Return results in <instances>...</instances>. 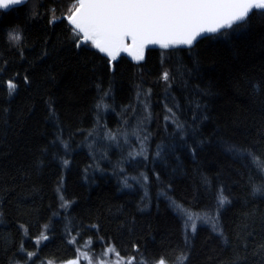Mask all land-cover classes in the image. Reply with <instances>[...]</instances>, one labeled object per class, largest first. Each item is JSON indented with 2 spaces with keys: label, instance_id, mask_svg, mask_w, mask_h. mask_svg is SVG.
I'll list each match as a JSON object with an SVG mask.
<instances>
[{
  "label": "trees",
  "instance_id": "16d2710c",
  "mask_svg": "<svg viewBox=\"0 0 264 264\" xmlns=\"http://www.w3.org/2000/svg\"><path fill=\"white\" fill-rule=\"evenodd\" d=\"M70 6L0 11V264L110 245L145 264H264V172L246 155L264 160V15L111 66L50 23ZM174 206L216 227L185 233Z\"/></svg>",
  "mask_w": 264,
  "mask_h": 264
},
{
  "label": "snow or ice",
  "instance_id": "6c2138e0",
  "mask_svg": "<svg viewBox=\"0 0 264 264\" xmlns=\"http://www.w3.org/2000/svg\"><path fill=\"white\" fill-rule=\"evenodd\" d=\"M26 2L27 0H0V11L7 12ZM68 3L71 6L61 17H57L53 9L50 23L57 19H66L77 47L89 44L106 56L109 63L121 52L129 48L140 49L146 43L156 44L163 41L162 47L165 49L170 45L191 47L205 36L247 23L253 14L264 15V0H68ZM21 39L19 32L9 34V40L14 44H18ZM127 40L131 43H126ZM168 78V73L165 72L163 79L167 81ZM16 88L14 82L7 83L9 95H12ZM246 155L264 172V160L252 153ZM254 191L259 192L261 188H255ZM227 202L228 198L221 194L219 204L223 206ZM66 204L67 202L65 206ZM188 219L192 221L191 228L195 232L197 225L194 217L189 215ZM47 239L48 237L42 234L37 243ZM69 243H76L75 238ZM86 245L90 251L91 240L87 241ZM80 254L81 249L78 248L76 258L67 260L65 264H77ZM109 254L119 257V252L110 245L94 264H111V261L105 259ZM34 255L33 252L28 253L29 258ZM84 255H88V251L84 252ZM186 259V256L178 258V264H184ZM48 264H53V261H48ZM125 264L145 262L132 257L125 260ZM156 264L167 262L160 258Z\"/></svg>",
  "mask_w": 264,
  "mask_h": 264
},
{
  "label": "rangeland",
  "instance_id": "374dc122",
  "mask_svg": "<svg viewBox=\"0 0 264 264\" xmlns=\"http://www.w3.org/2000/svg\"><path fill=\"white\" fill-rule=\"evenodd\" d=\"M35 1L36 0H28L27 6H32ZM81 46L92 48L89 44H81ZM93 49L95 50V48H93ZM160 50H162V49H160ZM106 59L108 60V58H106ZM114 63H115V61L112 60L111 63H109V64L112 66ZM125 144H126V142H125ZM139 180H140V182H138V184L140 185V187H143L145 182H146L144 177L142 176ZM174 210L183 220V226H184L185 233L193 232L192 228H191L192 221H190L188 219L189 215H192L194 217L196 225H208L211 228L216 227L214 217H207V216H203V215H199V214L198 215L192 214L190 212L182 210L181 208H179L177 206H174ZM99 257L100 256H92L91 254L84 255V251H81L80 260L77 262V264H94L95 260L98 259ZM105 259L111 261V264H125V260H120V259H118V257H116L115 255H112V254H109V256L106 257ZM44 264H48V263H44ZM61 264H65V263H61Z\"/></svg>",
  "mask_w": 264,
  "mask_h": 264
},
{
  "label": "water",
  "instance_id": "95a60500",
  "mask_svg": "<svg viewBox=\"0 0 264 264\" xmlns=\"http://www.w3.org/2000/svg\"><path fill=\"white\" fill-rule=\"evenodd\" d=\"M28 1V0H27ZM20 6H22V5H18V6H14L12 9H14V8H18V7H20ZM11 9V10H12ZM8 11H10V10H8ZM1 12H4V11H1ZM208 36H211V35H208ZM208 36H205V37H208ZM205 37H203V38H205ZM202 39V38H201ZM200 40V39H199ZM197 42V41H196ZM195 42V43H196ZM126 43H128V44H130L131 43V41L130 40H127L126 41ZM164 42L163 41H161L160 43H156V44H148V43H146V44H144L143 45V47L142 48H140V49H136V48H129L127 51H124V52H121L120 54H118L117 55V58L116 59H114V61L116 62V61H118L119 60V58H125L126 60H128L129 62H131V63H133V64H139V63H141V62H143L144 61V59H145V54H146V52L148 51V50H151V49H164V50H171V49H175V48H181V49H189V48H191V47H188V46H184V45H178V46H172V45H170L169 46V48L168 49H165V48H163L162 47V44H163ZM96 51H97V49H95ZM100 53V52H99ZM102 54V53H101ZM102 56L103 57H105V58H107L106 56H104L103 54H102ZM138 57H142V58H138Z\"/></svg>",
  "mask_w": 264,
  "mask_h": 264
}]
</instances>
